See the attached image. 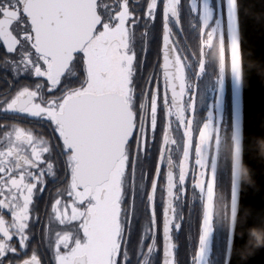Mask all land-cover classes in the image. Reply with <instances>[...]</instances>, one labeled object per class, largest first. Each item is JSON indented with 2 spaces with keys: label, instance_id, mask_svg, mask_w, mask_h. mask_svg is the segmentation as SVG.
Returning <instances> with one entry per match:
<instances>
[{
  "label": "snow or ice",
  "instance_id": "1",
  "mask_svg": "<svg viewBox=\"0 0 264 264\" xmlns=\"http://www.w3.org/2000/svg\"><path fill=\"white\" fill-rule=\"evenodd\" d=\"M180 4L0 0V115L5 117L0 122V264H154L158 235L162 264H179L175 200L187 194L190 182L203 190L201 147L213 135L209 124L194 127L186 68L196 53L181 43L172 25L174 19L180 22ZM157 16L159 72H150L141 84L137 71ZM213 36L201 29L200 71ZM230 50L231 70L239 79L235 39ZM216 54L223 72L222 44ZM161 103L164 122L149 180ZM45 192L42 218L38 202ZM212 207L207 181L205 235ZM201 244L202 260L203 236Z\"/></svg>",
  "mask_w": 264,
  "mask_h": 264
},
{
  "label": "flooded vegetation",
  "instance_id": "2",
  "mask_svg": "<svg viewBox=\"0 0 264 264\" xmlns=\"http://www.w3.org/2000/svg\"><path fill=\"white\" fill-rule=\"evenodd\" d=\"M179 24L175 19L172 21L174 31L181 43L189 50V63L186 68V90L189 96L194 97V107L192 108V118L194 127L203 128L209 124L213 130L209 142L201 147V156L206 167V183L203 190L191 182L187 186V194L179 195L175 200L176 218L178 221V230L174 232V240L178 247L176 248V257L182 255L183 250L191 255V264H223L226 245V235L229 219V197H230V175H231V81H230V59L229 46L227 39V25L225 18L224 0H181L179 9ZM177 28V29H176ZM211 31L214 36L208 40L209 48L205 50L204 70H199V40L201 38V29ZM142 30V26H141ZM153 38L150 42V48L144 59L142 69H138L137 78L139 83L148 77L150 72H159V49L161 46L162 25L161 18L157 19L152 27ZM207 40V37H206ZM223 46L225 69L220 70L218 55V45ZM142 55V54H141ZM3 72L0 71V92L4 90ZM162 84V81H161ZM5 117L0 115V122ZM164 122L163 108L159 110V123L157 129V150L152 152L148 172L149 180L155 171V163L158 156V145L160 132ZM163 169L160 177V184L164 183ZM207 181L212 184L213 207L210 221V230H208L207 255L203 261H197L195 256L200 236L201 220L207 218ZM53 191L54 186L49 184ZM48 199V193L45 192L38 202V208L43 218L44 203ZM162 211V204L157 205L158 214ZM143 216L135 222V229L132 241L135 243L140 235V225L143 222ZM39 227V226H38ZM34 231H37L38 228ZM182 238L186 241L194 240V246L181 243ZM39 235L33 240L34 244L39 242ZM160 251L155 254L154 264H161L162 257V239L158 235ZM193 247V249H192ZM41 253L47 259V253L41 248Z\"/></svg>",
  "mask_w": 264,
  "mask_h": 264
},
{
  "label": "water",
  "instance_id": "3",
  "mask_svg": "<svg viewBox=\"0 0 264 264\" xmlns=\"http://www.w3.org/2000/svg\"><path fill=\"white\" fill-rule=\"evenodd\" d=\"M231 81V175L223 264H264V247L249 251L250 231H264V0H224ZM241 54L240 77L231 70V43ZM238 149V151H237ZM246 168L250 182L240 179ZM201 220L196 260L207 255ZM204 237L202 260L198 254ZM162 264V257H161Z\"/></svg>",
  "mask_w": 264,
  "mask_h": 264
},
{
  "label": "clouds",
  "instance_id": "4",
  "mask_svg": "<svg viewBox=\"0 0 264 264\" xmlns=\"http://www.w3.org/2000/svg\"><path fill=\"white\" fill-rule=\"evenodd\" d=\"M240 179L244 182H250V176L246 168H241ZM249 239V251L253 248L264 247V231L251 230Z\"/></svg>",
  "mask_w": 264,
  "mask_h": 264
},
{
  "label": "trees",
  "instance_id": "5",
  "mask_svg": "<svg viewBox=\"0 0 264 264\" xmlns=\"http://www.w3.org/2000/svg\"><path fill=\"white\" fill-rule=\"evenodd\" d=\"M181 243H183V244H186V243L191 244L192 243V245L194 246V244L196 243V238L194 240H188V241H186L182 238ZM192 249H193V247H192ZM186 252H187V250L182 251V255L179 257L180 264H191V258L192 257H191V255H188Z\"/></svg>",
  "mask_w": 264,
  "mask_h": 264
}]
</instances>
